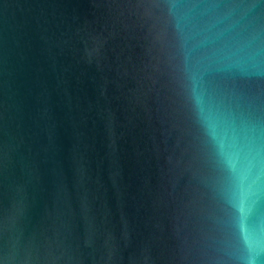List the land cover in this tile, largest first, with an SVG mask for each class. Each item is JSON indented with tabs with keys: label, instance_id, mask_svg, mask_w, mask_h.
Returning <instances> with one entry per match:
<instances>
[{
	"label": "water",
	"instance_id": "obj_1",
	"mask_svg": "<svg viewBox=\"0 0 264 264\" xmlns=\"http://www.w3.org/2000/svg\"><path fill=\"white\" fill-rule=\"evenodd\" d=\"M0 264H264V0H0Z\"/></svg>",
	"mask_w": 264,
	"mask_h": 264
}]
</instances>
